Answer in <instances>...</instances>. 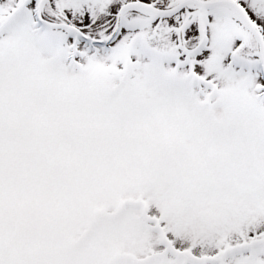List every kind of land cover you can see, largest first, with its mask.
Instances as JSON below:
<instances>
[{
  "label": "snow or ice",
  "instance_id": "1",
  "mask_svg": "<svg viewBox=\"0 0 264 264\" xmlns=\"http://www.w3.org/2000/svg\"><path fill=\"white\" fill-rule=\"evenodd\" d=\"M0 264H264V0H0Z\"/></svg>",
  "mask_w": 264,
  "mask_h": 264
}]
</instances>
